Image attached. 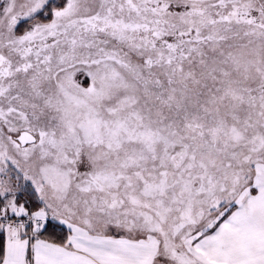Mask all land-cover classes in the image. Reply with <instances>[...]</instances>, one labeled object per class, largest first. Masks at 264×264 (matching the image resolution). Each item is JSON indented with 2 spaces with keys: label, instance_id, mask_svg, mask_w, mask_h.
I'll list each match as a JSON object with an SVG mask.
<instances>
[{
  "label": "snow or ice",
  "instance_id": "1",
  "mask_svg": "<svg viewBox=\"0 0 264 264\" xmlns=\"http://www.w3.org/2000/svg\"><path fill=\"white\" fill-rule=\"evenodd\" d=\"M0 264H264V0H0Z\"/></svg>",
  "mask_w": 264,
  "mask_h": 264
}]
</instances>
